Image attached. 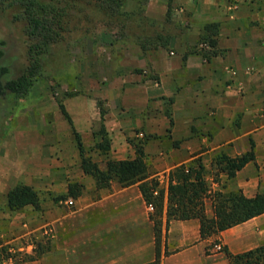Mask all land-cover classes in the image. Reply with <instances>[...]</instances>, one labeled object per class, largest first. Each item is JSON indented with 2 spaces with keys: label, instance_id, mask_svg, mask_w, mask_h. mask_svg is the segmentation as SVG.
Masks as SVG:
<instances>
[{
  "label": "crops",
  "instance_id": "1",
  "mask_svg": "<svg viewBox=\"0 0 264 264\" xmlns=\"http://www.w3.org/2000/svg\"><path fill=\"white\" fill-rule=\"evenodd\" d=\"M180 1L187 12H192L190 19L199 17L201 23L193 26L195 31L202 32L206 23L214 24L211 35L215 43L209 44L212 51L207 57L189 54L184 62L178 55L164 58L162 67L153 66L159 82L137 84L142 89L144 109L150 102L158 105L160 96L173 99L170 117L161 118L158 106L151 107L142 120L146 121L143 131L147 133L170 131L171 150L153 158L160 163L147 156L153 167L150 177L158 175L159 186L165 190L160 263L230 264L225 251L206 252L205 246L217 239L236 254L263 244L264 214L201 239L197 218L167 221L166 186L173 167L200 155L214 189L240 188L248 197L264 193V0ZM123 116L117 111L114 128L119 132L125 127ZM142 121L137 120V125ZM251 144L254 159L234 177L227 178L221 172L220 182H214L213 157L219 152L239 155ZM11 150L13 160L0 161V205L4 209L0 218L11 212L6 207L9 188L19 182L31 185L23 175L27 168L38 172L43 180L51 174L46 167L49 152L45 136H35L23 147L14 143ZM114 156L112 159L127 158L116 152ZM64 174L65 169L60 175ZM78 176H85L82 169ZM50 185L54 191L67 190L63 184ZM88 185L96 188L97 194L73 199V209H45V222L55 229L52 245L38 260L27 264H144L155 258L154 223L138 184L121 186L113 180L108 187L97 188L89 175ZM27 207L33 206L21 209ZM206 207L211 215L210 201H206Z\"/></svg>",
  "mask_w": 264,
  "mask_h": 264
},
{
  "label": "rangeland",
  "instance_id": "2",
  "mask_svg": "<svg viewBox=\"0 0 264 264\" xmlns=\"http://www.w3.org/2000/svg\"><path fill=\"white\" fill-rule=\"evenodd\" d=\"M55 1L65 15L61 22V38L44 54L43 74L0 139V161L13 160L14 143L27 146V141L39 135L46 137L49 152L46 167L51 174L46 181L29 168L23 173L25 180L31 181L38 192L39 206L11 211L0 218V245H10L17 258L24 253L38 255L19 264L38 260L51 248L55 229L45 222V209L54 206L67 211L74 208L73 203H68L71 197H62L67 190H51L50 183L68 186L77 181L82 184L80 196L97 194L96 188L88 185L89 175L78 176L80 157L73 129L81 137L85 154L100 167L107 158L116 157L115 152L123 157H133L136 144L142 145L151 159L161 151L168 153L171 150L169 129L147 133L143 131L146 121L142 120L151 107L157 109L158 106H161V118L170 117L173 99L160 96L158 105L153 106L150 102L144 109L140 98L142 89L137 84L139 81L159 82L158 71L153 66L162 67L164 58L178 55L184 62L189 54L205 56L212 51L208 41L213 39L214 24L206 23L202 32L195 31L193 26L200 25V19L196 16L191 20L189 14L192 12H187L180 0H115L118 10L124 14L99 10L94 0ZM11 17L7 10L0 12V38L7 41L9 52L17 56L15 62L22 64V25ZM158 34L168 36L167 47L160 44ZM139 40L150 47L143 49ZM59 104L65 107L72 124L61 113ZM117 111L124 115L122 132L114 128ZM138 118L142 125H137ZM103 139H108V154L96 148ZM152 161L160 163V160ZM152 169L150 162L149 171ZM56 170L61 171L56 173ZM153 177L158 179L159 176ZM1 210L4 209L0 205Z\"/></svg>",
  "mask_w": 264,
  "mask_h": 264
},
{
  "label": "trees",
  "instance_id": "3",
  "mask_svg": "<svg viewBox=\"0 0 264 264\" xmlns=\"http://www.w3.org/2000/svg\"><path fill=\"white\" fill-rule=\"evenodd\" d=\"M94 2L99 10L108 9L114 14L119 11V5L115 0H94ZM5 10L11 12L13 21L22 25L24 61L22 64H17L15 62L17 56L9 52L7 41L0 38V139L6 134L15 113L21 108L29 92L43 74L42 58L49 46L61 38V22L65 16L59 10L55 0H0V12ZM119 13L124 14L120 11ZM208 27L210 25H207ZM157 38L162 46L167 47L168 36L158 34ZM139 42L143 49L150 47L144 41L139 40ZM208 43L214 45L215 40L209 39ZM136 71L141 72L140 69ZM59 107L63 116L72 124L65 107L62 104H59ZM73 134L79 152L80 167L85 174L95 180L97 188L108 187L113 180L121 186L137 183L145 202L153 205L150 218L154 223L155 258L144 264H161L160 242L165 190L160 188L156 177H150L147 155L143 146L135 145L133 157L107 158L104 166L100 167L85 154L81 137L75 129ZM96 148L108 154L110 149L108 139L98 142ZM254 156L253 144L249 150L236 156H229L224 152L217 153L212 159L215 167L212 173L213 181L220 182L221 172L227 178L234 177L238 170L254 159ZM81 192V183L70 182L66 194L62 197L75 199ZM206 201H210L211 215L206 212ZM39 202L37 190L21 182L9 188L6 194V207L11 211L20 210L28 205L38 207ZM260 214H264L263 192H257L248 197L240 188L214 189L206 178V167L200 155L189 162L176 165L168 173L166 219L168 221L171 218H197L201 239L216 235L220 231ZM209 245L210 243L205 246L206 252H209ZM13 250H15L14 247ZM223 251L226 252L230 264H264V243L236 254L227 251L224 247ZM15 252L10 245H0V264H19L20 261L38 257V255L24 253L22 257L17 258Z\"/></svg>",
  "mask_w": 264,
  "mask_h": 264
},
{
  "label": "built area",
  "instance_id": "4",
  "mask_svg": "<svg viewBox=\"0 0 264 264\" xmlns=\"http://www.w3.org/2000/svg\"><path fill=\"white\" fill-rule=\"evenodd\" d=\"M68 203L72 204L73 203V199L70 198L68 199ZM147 208L152 211L153 210V205L152 204H147ZM223 250V245L221 244V242L219 240H214L210 243V245L208 246V251H221Z\"/></svg>",
  "mask_w": 264,
  "mask_h": 264
}]
</instances>
